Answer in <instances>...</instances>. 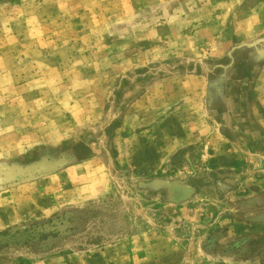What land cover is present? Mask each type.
<instances>
[{
	"label": "rangeland",
	"instance_id": "1",
	"mask_svg": "<svg viewBox=\"0 0 264 264\" xmlns=\"http://www.w3.org/2000/svg\"><path fill=\"white\" fill-rule=\"evenodd\" d=\"M0 264H264V0H0Z\"/></svg>",
	"mask_w": 264,
	"mask_h": 264
}]
</instances>
